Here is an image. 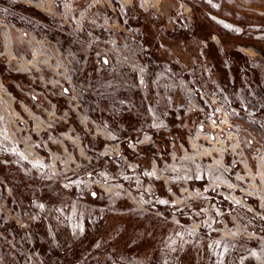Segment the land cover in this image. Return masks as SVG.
<instances>
[{
  "label": "rangeland",
  "instance_id": "rangeland-1",
  "mask_svg": "<svg viewBox=\"0 0 264 264\" xmlns=\"http://www.w3.org/2000/svg\"><path fill=\"white\" fill-rule=\"evenodd\" d=\"M83 1L0 0V264H264V0Z\"/></svg>",
  "mask_w": 264,
  "mask_h": 264
},
{
  "label": "crops",
  "instance_id": "crops-1",
  "mask_svg": "<svg viewBox=\"0 0 264 264\" xmlns=\"http://www.w3.org/2000/svg\"><path fill=\"white\" fill-rule=\"evenodd\" d=\"M83 2L80 6L81 9H85L86 4H91L95 8H104L105 11L113 13L114 4L119 6L121 10L131 9L135 4L139 10L144 12L155 11L161 16L169 14L170 8L174 7L170 0H85Z\"/></svg>",
  "mask_w": 264,
  "mask_h": 264
},
{
  "label": "trees",
  "instance_id": "trees-1",
  "mask_svg": "<svg viewBox=\"0 0 264 264\" xmlns=\"http://www.w3.org/2000/svg\"><path fill=\"white\" fill-rule=\"evenodd\" d=\"M202 28L203 30V27H200ZM204 32V31H202ZM230 56L231 58H233V62H232V67H231V71L233 73V75L236 77L237 76V67L243 62V56L241 54H238L237 52H231L230 53ZM213 60V65L214 66H218L219 64V56L217 55V52L214 51V56L213 57H209ZM219 74H220V79L224 80L226 79L227 80V73L225 70H219ZM0 75L1 77L9 80V79H15L17 80V76H13V75H10L9 76H6L5 75V69L4 67L0 66ZM13 77V78H11ZM10 89L13 91V88L10 86Z\"/></svg>",
  "mask_w": 264,
  "mask_h": 264
}]
</instances>
